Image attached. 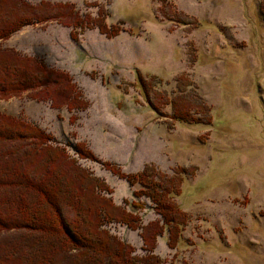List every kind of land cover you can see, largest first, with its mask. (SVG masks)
Segmentation results:
<instances>
[{"label":"rangeland","instance_id":"1","mask_svg":"<svg viewBox=\"0 0 264 264\" xmlns=\"http://www.w3.org/2000/svg\"><path fill=\"white\" fill-rule=\"evenodd\" d=\"M44 1L89 18L72 26L44 11L0 46L65 71L82 103L57 106L29 90L0 99V110L52 136L115 203H141L143 224L161 218L153 202L102 160L179 183L171 200L184 220L174 247L167 229L157 236L162 264H264V0ZM90 17L120 30L107 36ZM78 142L96 160L79 157ZM104 225L134 254L146 252L139 228Z\"/></svg>","mask_w":264,"mask_h":264},{"label":"trees","instance_id":"2","mask_svg":"<svg viewBox=\"0 0 264 264\" xmlns=\"http://www.w3.org/2000/svg\"><path fill=\"white\" fill-rule=\"evenodd\" d=\"M44 11L72 26L89 18L80 17L70 3L0 0V42L24 25L40 21ZM90 19L107 36L120 30L118 25L107 26L103 18ZM29 90L57 106L66 101L69 105L70 99L72 104L82 103L74 100L81 94L65 71L0 46V99ZM12 142H17L14 148ZM74 150L79 157L96 160L81 142ZM102 164L129 184L139 183L133 194L149 197L161 218L141 223L135 212L141 203L124 199L131 208L115 203L108 195L112 188L54 143L52 136L0 110V231L23 229L10 237L0 236V264H162L154 252L156 238L167 229L168 246L174 247L184 220L180 206L171 200L181 192L179 183L172 177L154 178L153 167L147 165L126 173L111 161ZM111 221L139 228L146 252L134 254L129 243L105 227Z\"/></svg>","mask_w":264,"mask_h":264}]
</instances>
